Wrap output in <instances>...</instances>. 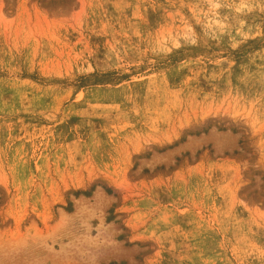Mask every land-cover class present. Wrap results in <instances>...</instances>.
Wrapping results in <instances>:
<instances>
[{
	"label": "rangeland",
	"instance_id": "rangeland-1",
	"mask_svg": "<svg viewBox=\"0 0 264 264\" xmlns=\"http://www.w3.org/2000/svg\"><path fill=\"white\" fill-rule=\"evenodd\" d=\"M0 264H264V0H0Z\"/></svg>",
	"mask_w": 264,
	"mask_h": 264
}]
</instances>
